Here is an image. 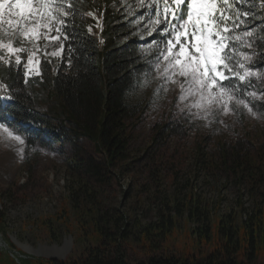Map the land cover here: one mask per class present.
<instances>
[{
    "label": "trees",
    "instance_id": "16d2710c",
    "mask_svg": "<svg viewBox=\"0 0 264 264\" xmlns=\"http://www.w3.org/2000/svg\"><path fill=\"white\" fill-rule=\"evenodd\" d=\"M64 3L70 13L67 31L71 39L60 54L53 55L55 51L40 47L36 51L38 71L27 76L22 65L17 67L13 63L9 67L0 63V86L5 89L0 95L12 97L8 103H0V118L7 120L21 135L27 149L37 141L41 147L56 145L69 155L68 165L77 181L71 201L67 199L62 211L74 221L73 224L65 220V226L76 233L77 242L83 243L82 252L77 258L64 261L41 257L16 259L0 247V264H264L256 254L258 244L264 239V192L254 220L249 217L247 222H237L229 214H210L200 207L196 198L192 200L189 195L182 200L174 192L160 200L163 207L157 212V220L143 225L134 220V228L128 229L132 217L126 220L118 210L104 207L87 190L83 180L98 184L109 182L112 173L118 175L120 169H129L136 160L128 149L130 130L145 111L136 92L143 80L154 75L157 56V49L146 50L151 37L141 38L140 30L144 21L154 18L155 9H144V4L135 0H128V7L119 0H64ZM241 11H250L251 19L247 23L254 25V37L258 40L251 49L243 47L253 57L249 67L264 71V55H255L264 53V0H246ZM15 46L26 49L23 59L27 62L28 53L34 52L33 43L29 47L19 43ZM235 47L242 48L239 44ZM60 48L61 43L57 52ZM261 79L251 77L238 97L264 116V99L256 100L250 95L257 90L264 91V77ZM36 86L42 90L45 110L38 105ZM26 123L33 124L34 128ZM166 128L167 124L161 131ZM84 141L94 144L102 160L85 151ZM255 151L256 157L258 147ZM238 155L236 151L232 155V172L238 174V179L244 174L251 181L257 179L264 189V160L252 169L249 163L254 161V156L242 163L237 160ZM184 213L183 223L195 226L188 227L185 240L212 238L213 249L200 257L188 256L186 247L178 256L156 255L160 250L166 251L165 244L178 233L179 218ZM2 229L0 220V234ZM242 241L247 243L245 250H249L247 263L239 258ZM131 243L141 247L143 260L134 263L128 260L125 244Z\"/></svg>",
    "mask_w": 264,
    "mask_h": 264
},
{
    "label": "rangeland",
    "instance_id": "374dc122",
    "mask_svg": "<svg viewBox=\"0 0 264 264\" xmlns=\"http://www.w3.org/2000/svg\"><path fill=\"white\" fill-rule=\"evenodd\" d=\"M147 2L151 4L153 0ZM153 15L154 19L144 21L140 30L141 38L152 36L150 44L145 47L148 52L152 48L157 49V43L163 48L165 42L156 38V34L149 35L154 27L152 21L156 19V11ZM246 30L255 32L254 27ZM55 35L53 31L51 36ZM41 42L43 49L57 52L59 42L55 39L41 37L32 42L34 52L28 55L33 56V64L30 65L29 74L38 71L35 68L39 59L36 51ZM24 44L29 47L31 42ZM156 63L163 66L162 59L156 61L154 75L149 80H143L136 92V98L145 106L144 113L130 130L128 149L136 160L129 169H120L118 175L112 173L109 182L98 184L81 180L82 183L104 207L118 210L126 220L132 217L128 221V229L134 228V220L141 225L157 220V212L163 207L160 200L163 196L169 198L174 192L182 200L189 195L192 200L196 198L200 207L210 214H229L237 222H247L249 217L254 220L256 209L262 204L261 193L264 189L257 179L251 181L245 174L238 179V174L232 172V155L235 151L239 153L237 160L242 163L254 156V161L249 163L252 169L264 160V116L254 110L250 113L242 106L237 108L236 105H232L236 109L234 112L227 115L220 112L207 118L203 112L196 114L195 108L192 115L181 112L184 105L178 104L179 84L163 80L156 70ZM251 71L258 73L253 78L264 77V71L255 68ZM35 89L38 105L45 110L43 95L38 91V86ZM255 93V96H251L256 100L264 97V91L257 90ZM165 124L166 131L162 132ZM14 135L17 134L14 132ZM154 137L156 140H153ZM218 142L222 144L218 145ZM82 146L86 152L102 160L91 141H84ZM255 147H258L256 157ZM223 152L226 153L224 157ZM68 161L69 155L62 153L56 145L41 147L35 141V145L27 149L25 141L21 144L7 138V133L0 130V220L3 223L0 247L13 258L17 254L15 252L19 251L21 258L41 257L64 261L75 259L82 252L83 243L77 242L76 233L65 226V220L73 224L74 221L66 218V213L62 211L67 199L71 201L70 195L77 181ZM184 216L185 213L179 218L178 233L174 239L165 244L166 251L160 250L156 255L178 256L184 247L191 257L211 252L212 238L185 240L188 227L195 226L193 223L185 225ZM81 222L85 224L86 221L81 217ZM246 245L242 241L238 253L240 260L247 263L249 250H245ZM125 247V254L131 263L145 258L141 247L136 244H125ZM256 252L259 261L264 263V239L258 244Z\"/></svg>",
    "mask_w": 264,
    "mask_h": 264
},
{
    "label": "snow or ice",
    "instance_id": "6c2138e0",
    "mask_svg": "<svg viewBox=\"0 0 264 264\" xmlns=\"http://www.w3.org/2000/svg\"><path fill=\"white\" fill-rule=\"evenodd\" d=\"M245 3L246 0H153L149 6L156 11L149 35H159L161 40L167 37L163 48L156 44L155 60L163 61V66L156 63V70L163 80L179 84L178 104L184 105L181 112L192 115L195 108L196 114L203 112L207 118L220 112L225 115L234 112L236 109L232 105L253 112V107L238 97L242 86L258 75L249 67L252 55L243 50V47L251 49L258 43L253 31L246 30L254 25L247 23L251 19L250 11H241ZM69 15L64 0H0V53H3L0 63L9 67L13 63L17 67L22 65L27 76L33 56L28 55L25 62L26 49L15 45L34 42L41 37L61 43L60 50L53 55L60 54L71 39L67 31ZM53 31L55 37L51 36ZM236 44L242 48L237 49ZM3 91L5 89L0 86V92ZM0 99L12 97L0 95ZM0 130L7 133V138L24 143L20 135H14L16 130L11 124L2 118Z\"/></svg>",
    "mask_w": 264,
    "mask_h": 264
},
{
    "label": "bare ground",
    "instance_id": "6f19581e",
    "mask_svg": "<svg viewBox=\"0 0 264 264\" xmlns=\"http://www.w3.org/2000/svg\"><path fill=\"white\" fill-rule=\"evenodd\" d=\"M27 250V249H26ZM50 254H52V253H50Z\"/></svg>",
    "mask_w": 264,
    "mask_h": 264
}]
</instances>
